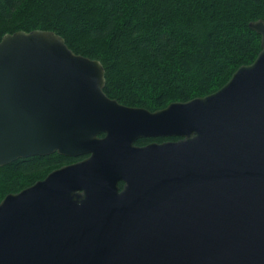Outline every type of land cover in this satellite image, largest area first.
Returning <instances> with one entry per match:
<instances>
[{"label": "water", "instance_id": "obj_1", "mask_svg": "<svg viewBox=\"0 0 264 264\" xmlns=\"http://www.w3.org/2000/svg\"><path fill=\"white\" fill-rule=\"evenodd\" d=\"M249 28L251 64L156 111L109 98L56 33L4 35L0 167L86 157L2 199L0 264H264V21Z\"/></svg>", "mask_w": 264, "mask_h": 264}, {"label": "trees", "instance_id": "obj_2", "mask_svg": "<svg viewBox=\"0 0 264 264\" xmlns=\"http://www.w3.org/2000/svg\"><path fill=\"white\" fill-rule=\"evenodd\" d=\"M257 20L264 0H0V40L52 31L101 63L109 98L149 111L211 94L251 64L261 50L249 28ZM74 161L54 153L0 167V202Z\"/></svg>", "mask_w": 264, "mask_h": 264}, {"label": "flooded vegetation", "instance_id": "obj_3", "mask_svg": "<svg viewBox=\"0 0 264 264\" xmlns=\"http://www.w3.org/2000/svg\"><path fill=\"white\" fill-rule=\"evenodd\" d=\"M146 139L148 141L144 145H147V144H150V143H163V142H167V141H174V140H169L168 138H155V139L146 138ZM144 145H138V146H144ZM85 157L86 156L76 157L74 162H78V161L84 159ZM74 162H72V163H74ZM122 187H123V185L120 183L119 184L120 190L122 189Z\"/></svg>", "mask_w": 264, "mask_h": 264}]
</instances>
